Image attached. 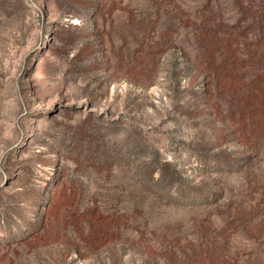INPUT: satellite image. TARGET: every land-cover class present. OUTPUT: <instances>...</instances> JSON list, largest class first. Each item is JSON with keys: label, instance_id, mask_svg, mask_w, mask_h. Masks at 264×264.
Returning a JSON list of instances; mask_svg holds the SVG:
<instances>
[{"label": "rangeland", "instance_id": "1", "mask_svg": "<svg viewBox=\"0 0 264 264\" xmlns=\"http://www.w3.org/2000/svg\"><path fill=\"white\" fill-rule=\"evenodd\" d=\"M0 264H264V0H0Z\"/></svg>", "mask_w": 264, "mask_h": 264}]
</instances>
